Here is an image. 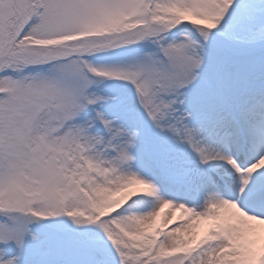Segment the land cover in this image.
Wrapping results in <instances>:
<instances>
[{
    "label": "snow or ice",
    "instance_id": "obj_1",
    "mask_svg": "<svg viewBox=\"0 0 264 264\" xmlns=\"http://www.w3.org/2000/svg\"><path fill=\"white\" fill-rule=\"evenodd\" d=\"M0 264H264V0H0Z\"/></svg>",
    "mask_w": 264,
    "mask_h": 264
},
{
    "label": "bare ground",
    "instance_id": "obj_2",
    "mask_svg": "<svg viewBox=\"0 0 264 264\" xmlns=\"http://www.w3.org/2000/svg\"><path fill=\"white\" fill-rule=\"evenodd\" d=\"M177 215H178V213H177Z\"/></svg>",
    "mask_w": 264,
    "mask_h": 264
}]
</instances>
